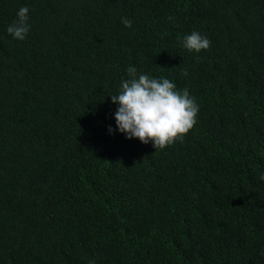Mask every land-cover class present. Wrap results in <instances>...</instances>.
<instances>
[{"label": "trees", "instance_id": "trees-1", "mask_svg": "<svg viewBox=\"0 0 264 264\" xmlns=\"http://www.w3.org/2000/svg\"><path fill=\"white\" fill-rule=\"evenodd\" d=\"M129 66L195 98L182 141L116 129ZM261 175L264 0H0V264H264Z\"/></svg>", "mask_w": 264, "mask_h": 264}, {"label": "clouds", "instance_id": "clouds-1", "mask_svg": "<svg viewBox=\"0 0 264 264\" xmlns=\"http://www.w3.org/2000/svg\"><path fill=\"white\" fill-rule=\"evenodd\" d=\"M28 12L27 7H21L16 21L8 26L7 32L14 39L23 41L29 32ZM122 23L125 27L132 26L128 18H123ZM182 46L199 53L209 49L211 41L192 31L183 37ZM127 72L130 79L121 83L118 94L111 95V102L119 105L114 115L116 129L126 139L136 138L142 144L151 142L155 149L182 141L197 123L199 105L195 98L186 88L177 90V85L168 78L137 75L134 66H129ZM260 179L264 180V175ZM88 264H95V260H89Z\"/></svg>", "mask_w": 264, "mask_h": 264}]
</instances>
